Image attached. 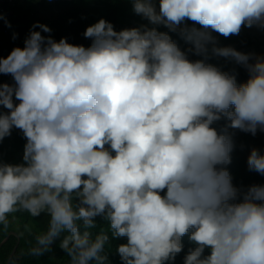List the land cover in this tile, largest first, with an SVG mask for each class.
Listing matches in <instances>:
<instances>
[{
	"label": "clouds",
	"instance_id": "obj_1",
	"mask_svg": "<svg viewBox=\"0 0 264 264\" xmlns=\"http://www.w3.org/2000/svg\"><path fill=\"white\" fill-rule=\"evenodd\" d=\"M130 3L146 24L117 31L100 18L85 47L42 35L51 29L37 22L0 57L13 81L0 83V140L13 128L26 140L22 163L0 162V225L18 210L47 213L29 253L59 238L68 264H107L108 233L88 231L97 216L126 238L122 264H166L185 235L183 264H264V184L237 187L227 167L228 129L264 132V55L213 35L264 30V0ZM221 57L247 79L210 62ZM246 165L264 176V150L252 148Z\"/></svg>",
	"mask_w": 264,
	"mask_h": 264
},
{
	"label": "trees",
	"instance_id": "obj_2",
	"mask_svg": "<svg viewBox=\"0 0 264 264\" xmlns=\"http://www.w3.org/2000/svg\"><path fill=\"white\" fill-rule=\"evenodd\" d=\"M9 26L0 19V57H6L14 47H23V41L34 23L47 25L50 33H41L52 36L59 41L62 37L67 42L87 47L91 41L82 33L87 26L95 23L100 18L111 22L114 29L119 31L124 28L137 27L146 24L147 21L136 15L131 8L130 0H16L6 4ZM192 23V22H188ZM33 30H39L33 29ZM158 30L167 31L163 26ZM16 34L13 39V34ZM178 45L183 49L185 42L176 34L170 33ZM217 36L220 46H231L244 53L264 55V30L257 27H241L239 34L223 37ZM196 59L198 57H190ZM210 62L217 64L224 71L235 72L237 82L247 79L246 70L225 58H214ZM11 84L10 75L0 74V83ZM226 121L221 120L215 125L218 130L222 129ZM234 140V150L231 154V163L227 166L232 176V182L237 187L246 188L252 184H264V176L254 171H249L246 159L252 148L264 150V132L257 130L255 135L237 129H228ZM26 140L19 129L13 128L11 135L0 140V162L18 164L22 163L23 146ZM74 198V203H75ZM7 228L0 225V243L11 233L10 238L0 246V264H8V260L14 248L18 244L14 258V264H68L67 253L60 248L59 238L51 245V249L41 256H33L29 249L35 244L37 235L46 231L49 217L47 213H41L33 217L27 211L18 210L8 215ZM83 230V228L81 229ZM93 235L106 232L109 235L104 249L107 256V264H122L116 248L121 243H126L124 237H113L109 229V222L103 216L95 217V226L88 229ZM19 241V243H18ZM182 250L175 255L174 260L166 264H183V257L187 250L192 247L187 235L182 237ZM207 254V250H206Z\"/></svg>",
	"mask_w": 264,
	"mask_h": 264
},
{
	"label": "built area",
	"instance_id": "obj_3",
	"mask_svg": "<svg viewBox=\"0 0 264 264\" xmlns=\"http://www.w3.org/2000/svg\"><path fill=\"white\" fill-rule=\"evenodd\" d=\"M16 0H0V14L8 16V10L6 8V4L12 3Z\"/></svg>",
	"mask_w": 264,
	"mask_h": 264
},
{
	"label": "water",
	"instance_id": "obj_4",
	"mask_svg": "<svg viewBox=\"0 0 264 264\" xmlns=\"http://www.w3.org/2000/svg\"><path fill=\"white\" fill-rule=\"evenodd\" d=\"M11 234H14V235H16V233L15 232H11L1 243H0V246H2L9 238H10V236H11ZM18 243H19V241H18ZM17 248H18V244H17V246L14 248V250L12 251V253H11V255H10V257H12L13 258V256L15 255V253H16V250H17ZM8 264H9V260H8Z\"/></svg>",
	"mask_w": 264,
	"mask_h": 264
}]
</instances>
